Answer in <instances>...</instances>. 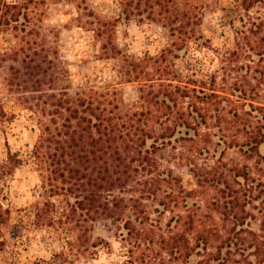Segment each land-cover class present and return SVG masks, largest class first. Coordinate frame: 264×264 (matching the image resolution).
Masks as SVG:
<instances>
[{"label":"trees","instance_id":"16d2710c","mask_svg":"<svg viewBox=\"0 0 264 264\" xmlns=\"http://www.w3.org/2000/svg\"><path fill=\"white\" fill-rule=\"evenodd\" d=\"M48 1L0 0V35L14 38L0 50V70L8 71L0 90V130L5 132L16 116L6 109L8 98L37 121L32 157L43 200L34 206L31 225L47 239L52 233L64 241L45 264H66V250L78 256L110 248L107 240L93 236L99 222L122 243L126 264H264V160L257 177L248 166L227 168L220 156L215 162L196 157L201 128L217 119L226 125L237 117V129L256 145L264 142V104L240 111L233 103L245 97L228 79L237 71L229 64L231 53L252 61L264 57L259 42L264 41V0H235L230 7L220 0H114V14L83 0L75 20L93 32L98 55L117 62L109 78L87 77L80 84H74L60 51L52 57L49 49L38 50L36 38H26L34 34L27 31L34 29L31 14ZM208 11L231 14L234 48L218 55L216 68H206L197 54L211 49L203 31ZM122 20L159 26L167 44L154 55L132 54L114 39ZM126 83L136 84L138 93L129 105L119 90ZM185 142L191 147H183ZM168 145L165 165L158 152ZM7 149L2 179L24 162L20 152ZM180 166L194 173L199 185L216 190L206 204L208 220L200 221L204 206L182 184ZM167 213L171 217L163 224Z\"/></svg>","mask_w":264,"mask_h":264},{"label":"rangeland","instance_id":"374dc122","mask_svg":"<svg viewBox=\"0 0 264 264\" xmlns=\"http://www.w3.org/2000/svg\"><path fill=\"white\" fill-rule=\"evenodd\" d=\"M84 1L90 8L104 14H114L118 11L114 0ZM220 1L221 6L230 7L235 0ZM85 2L83 0H73V2L49 0L46 4L39 6L36 13L31 14L33 25L30 26L34 29L29 30V28L27 31H32L34 34L26 35L28 40L33 38L38 40L37 48L41 52L43 48L49 49L50 56L54 57L56 52L60 51L69 62L74 84L82 83L87 77L110 76L117 62L113 59H102L98 55L99 43L95 42L93 32L81 27V24L75 20L81 12L78 6L83 11ZM228 16L231 14L224 11L206 12L203 31L206 37L211 39V49L201 54L197 53L205 62L206 68H216L219 65L218 55L232 51L234 48V36L228 23ZM62 17L64 19H61ZM86 19L87 17H84V20ZM114 39L119 46L135 55H142L145 52L157 54L167 44L164 29L155 24L148 22L141 24L135 20L117 22ZM13 42L12 36L1 34L0 50H6ZM259 42L264 47V41ZM230 57L229 64L235 66L237 71H233L228 79L231 78L230 82L236 81V93L245 97L240 101L235 100L233 106L239 105L237 108L243 111L250 109L249 104H254L253 106L264 104V57L256 56L254 61L249 60L248 55L231 53ZM7 74L6 68L0 70L1 91ZM221 79L222 77L219 76L218 81L229 87V84L222 82ZM119 88L120 96L125 104L129 105L137 99L136 84L126 83ZM231 97L237 98L235 95ZM4 102L6 109L15 112L16 116L5 132L0 130V164L7 155L8 147L13 152H20L24 162L15 170L13 176L6 179L0 176V203L4 208L0 210V264H45L55 256L54 254L61 251L64 241L60 242L53 237L52 233L48 235L50 239H47L40 233L39 228L31 225L34 220V206L43 200L42 189L39 186V172L36 161L32 157V149L39 135L38 124L27 110L13 100L8 98ZM238 120L233 116L229 124L222 125L217 119L211 121V124L206 127H202L197 144V160L205 162L208 159L209 162H215V159L220 156L227 168L248 166L252 168L254 175L261 177L259 168L264 160V142L256 145L253 137H250L243 128L237 129L238 125L235 121ZM220 125L223 128H220ZM181 144L185 148H190L192 145L191 142ZM177 149H182L180 144ZM170 153V145L164 146L158 152L165 165L169 164L167 159ZM176 172L182 177V184L186 190L191 191L190 193L204 206L203 211L198 212L200 221L208 220L207 215L211 213L207 212L206 204L215 196L216 190L211 186L199 185L197 177L185 166H180ZM212 215L215 222L220 223V214L214 212ZM153 217L157 216L153 214ZM170 217V213L163 216V224H166ZM103 223L99 222L95 225L93 236L107 240L110 248H100L95 255L84 252L78 256L74 254V251L66 250L70 258L66 264H126L120 253L122 243L116 240ZM258 224L259 221L255 222L254 228H258Z\"/></svg>","mask_w":264,"mask_h":264},{"label":"clouds","instance_id":"9594fccd","mask_svg":"<svg viewBox=\"0 0 264 264\" xmlns=\"http://www.w3.org/2000/svg\"><path fill=\"white\" fill-rule=\"evenodd\" d=\"M61 19H64L63 17Z\"/></svg>","mask_w":264,"mask_h":264}]
</instances>
